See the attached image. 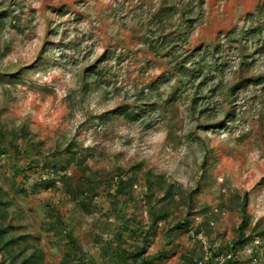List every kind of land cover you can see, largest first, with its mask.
Listing matches in <instances>:
<instances>
[{"label": "rangeland", "instance_id": "rangeland-1", "mask_svg": "<svg viewBox=\"0 0 264 264\" xmlns=\"http://www.w3.org/2000/svg\"><path fill=\"white\" fill-rule=\"evenodd\" d=\"M1 231L0 264H264V0H0Z\"/></svg>", "mask_w": 264, "mask_h": 264}, {"label": "trees", "instance_id": "trees-1", "mask_svg": "<svg viewBox=\"0 0 264 264\" xmlns=\"http://www.w3.org/2000/svg\"><path fill=\"white\" fill-rule=\"evenodd\" d=\"M2 17H4V16H2ZM184 225H186V226H188L189 225V223H188V221L187 222H185L184 224L183 223H177L176 225H175V228H181V227H183ZM243 226H244V224H242ZM243 226H241V229H243ZM2 234V231L0 232V235ZM243 236V235H242ZM35 255V254H34ZM34 255H32V256H30L29 258H27L26 260H24L23 261V263H26L27 261H29V259L31 258V257H34Z\"/></svg>", "mask_w": 264, "mask_h": 264}]
</instances>
